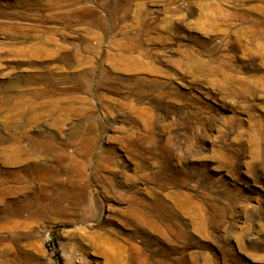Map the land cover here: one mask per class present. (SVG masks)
<instances>
[{"label":"rangeland","instance_id":"rangeland-1","mask_svg":"<svg viewBox=\"0 0 264 264\" xmlns=\"http://www.w3.org/2000/svg\"><path fill=\"white\" fill-rule=\"evenodd\" d=\"M0 264H264V0H0Z\"/></svg>","mask_w":264,"mask_h":264}]
</instances>
